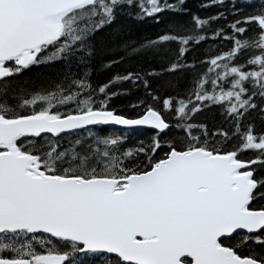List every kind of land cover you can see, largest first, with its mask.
Here are the masks:
<instances>
[{
  "label": "snow or ice",
  "instance_id": "snow-or-ice-1",
  "mask_svg": "<svg viewBox=\"0 0 264 264\" xmlns=\"http://www.w3.org/2000/svg\"><path fill=\"white\" fill-rule=\"evenodd\" d=\"M184 2L0 0V264H264V0H233L230 33L212 28L223 13H193L127 49H174L161 71L191 73L183 94L160 97L139 72L89 80L95 38L118 14L160 24ZM219 37L227 51L188 60ZM33 68L57 71L39 89L11 87ZM122 81H141L174 120L144 100L135 117L109 107ZM212 105L223 126L195 119ZM107 125L155 131L126 148L92 130Z\"/></svg>",
  "mask_w": 264,
  "mask_h": 264
},
{
  "label": "trees",
  "instance_id": "trees-1",
  "mask_svg": "<svg viewBox=\"0 0 264 264\" xmlns=\"http://www.w3.org/2000/svg\"><path fill=\"white\" fill-rule=\"evenodd\" d=\"M169 2H174V0H169ZM232 2L233 0H223L222 4L209 3L207 7H201L202 4L208 3V0H185L182 7L186 8L187 12L166 11L160 14L162 21L160 24L154 23L150 17H145L144 20H137L126 12L118 14L114 24L108 26L95 38L97 54L90 62L92 71L89 80L91 84L93 87H98L101 84L107 83L115 75H124L127 72H139L144 79L148 80V87L154 94L160 97L167 95L175 96L177 93L183 94L185 87L189 84L188 76L191 73L178 79L172 73L161 71L162 68H167L170 59L173 58L172 53L174 49H163L159 55L151 56L144 54L143 51L131 53L127 49L139 47L142 42L154 39L166 29L169 23L182 24L185 27L190 26L192 24L191 15L193 13L201 18L223 13L221 18L212 22V28H222L225 33H230L231 29L227 25L233 20V15L229 10V5ZM235 3L237 7L242 6V0H235ZM230 46V41L222 37L206 39L201 41L199 45H194L193 50L186 53V56L189 61L203 59L205 56L227 51ZM120 57H123V59H120ZM238 59L243 63L245 57H238ZM109 60H118L119 62L113 63L110 67H105V63ZM196 67L200 69L201 66L198 64ZM57 68H33L25 70L22 74L10 78L12 81L11 87L26 90L39 89L49 83V77H55ZM153 69L156 70L158 75H145ZM109 87L112 91L121 90L120 94L112 97L109 102V107L115 108L118 113H123L128 117H135L139 112L144 110V106L134 107V105H137L140 100H144L146 103H151L153 107L159 108L166 120H174V117L168 115L163 109L162 101L157 103V101L151 100L141 81H136L135 86L130 81H122L114 83ZM124 89L127 91H124ZM195 119L206 123L209 128H212L214 125L217 127L224 125V119L216 105L205 108L196 114ZM259 127L260 125L257 121V129ZM92 130L98 132L100 135L114 133L125 136L126 139L123 141V144L126 148L136 147L139 141L148 143L154 133V131L146 129H122L103 126H99V128L92 127ZM83 135L87 136V133L83 132ZM93 264H97V262L93 261Z\"/></svg>",
  "mask_w": 264,
  "mask_h": 264
},
{
  "label": "water",
  "instance_id": "water-1",
  "mask_svg": "<svg viewBox=\"0 0 264 264\" xmlns=\"http://www.w3.org/2000/svg\"><path fill=\"white\" fill-rule=\"evenodd\" d=\"M95 127V126H92ZM104 127H110V128H124V129H147V130H151V131H155L154 129H152L150 126H146V125H142V126H134L132 128H125L124 126H119V125H107ZM81 131V130H79ZM43 135V134H42Z\"/></svg>",
  "mask_w": 264,
  "mask_h": 264
}]
</instances>
